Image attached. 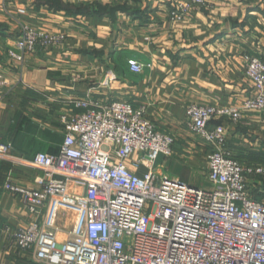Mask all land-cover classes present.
I'll return each mask as SVG.
<instances>
[{"label": "crops", "instance_id": "obj_1", "mask_svg": "<svg viewBox=\"0 0 264 264\" xmlns=\"http://www.w3.org/2000/svg\"><path fill=\"white\" fill-rule=\"evenodd\" d=\"M179 1L0 0V144H12L21 159L57 155L65 140L61 117L80 112L73 100L125 101L144 108L160 131L175 138L172 154L158 158L157 171L200 187L211 148L190 131L187 108H234L254 96L243 55L264 59V0H210L211 8H195L176 23L168 14ZM18 8L27 15L18 16ZM22 25L66 40L18 62L9 51L16 50ZM130 60L143 72L133 73ZM212 125L226 127L236 158L261 166L264 111L244 113L237 122L218 118ZM8 178L36 190L43 174L0 159V263L41 264L34 249L16 245L14 235L43 222L46 208L40 216L31 214L21 196L5 190ZM75 221L74 213L60 212L57 241L68 239Z\"/></svg>", "mask_w": 264, "mask_h": 264}, {"label": "built area", "instance_id": "obj_2", "mask_svg": "<svg viewBox=\"0 0 264 264\" xmlns=\"http://www.w3.org/2000/svg\"><path fill=\"white\" fill-rule=\"evenodd\" d=\"M209 1H179L169 18L183 22L195 8H211ZM65 40L63 34L22 25L9 56L24 62ZM243 61L252 98L234 108H187L190 131L211 148L210 189L157 171L158 158L172 154L175 138L160 131L144 108L125 101L73 100L80 112L61 117L65 140L57 155L21 159L12 144H0L1 160L43 174L36 190L17 187L9 178L4 185L22 197L31 214L40 216L46 208L43 222L16 231V245L34 249L41 264H264V201L249 188L251 180L264 176V167L236 160L226 127L212 125L218 118L237 122L244 113L264 111V59L245 53ZM129 67L136 74L144 70L135 60ZM61 211L76 216L64 243L56 239Z\"/></svg>", "mask_w": 264, "mask_h": 264}, {"label": "rangeland", "instance_id": "obj_3", "mask_svg": "<svg viewBox=\"0 0 264 264\" xmlns=\"http://www.w3.org/2000/svg\"><path fill=\"white\" fill-rule=\"evenodd\" d=\"M105 149H107V147H105ZM234 158L236 160H238L239 162L245 164V165L250 166V164H252V163L246 162L244 160H241L240 157L236 158L235 154H234ZM259 159L261 161H259L258 164L261 165L262 167H264V157L262 158L259 156L258 160ZM255 164L256 163H254L252 165L257 166ZM197 184L203 189H209L210 188V184L208 183V180L204 177H201ZM249 188L255 196H258L262 201H264V176L255 178L254 180H251V182L249 184Z\"/></svg>", "mask_w": 264, "mask_h": 264}]
</instances>
